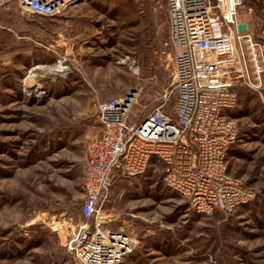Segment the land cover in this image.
<instances>
[{"label": "rangeland", "instance_id": "374dc122", "mask_svg": "<svg viewBox=\"0 0 264 264\" xmlns=\"http://www.w3.org/2000/svg\"><path fill=\"white\" fill-rule=\"evenodd\" d=\"M166 1L83 0L62 17L32 18L31 39L43 56L33 67H46L27 86L39 84L40 95L23 91L32 63L14 57L7 64L11 46L2 40L0 264H73L65 244L82 221L85 149L100 133V103L129 98L134 123L167 94L171 111ZM247 6L248 20L264 32V0H243L240 16ZM257 40L264 45V33ZM57 66L63 70L52 71ZM244 90L227 114L238 129L228 172L250 199L233 212L204 216L163 184L161 165L115 178L103 209L113 218L109 227L132 241L121 264H264V89Z\"/></svg>", "mask_w": 264, "mask_h": 264}, {"label": "built area", "instance_id": "2783aa9c", "mask_svg": "<svg viewBox=\"0 0 264 264\" xmlns=\"http://www.w3.org/2000/svg\"><path fill=\"white\" fill-rule=\"evenodd\" d=\"M81 1L0 0V8L9 11L16 4L21 16L55 18ZM242 5L243 0H167L171 111L165 110L167 94L134 123L128 121L129 98L98 105L101 131L85 149L82 221L65 244L73 264H121L131 253V239L109 227L113 218L103 209L117 177H138L161 165L163 184L204 216L233 212L250 199L228 172V150L238 129L227 114L238 105L236 90L261 95L264 89L262 50L247 29H238ZM29 74L21 80L23 91L40 95L39 84L25 83ZM31 79L39 81L38 75Z\"/></svg>", "mask_w": 264, "mask_h": 264}, {"label": "crops", "instance_id": "0c3cea01", "mask_svg": "<svg viewBox=\"0 0 264 264\" xmlns=\"http://www.w3.org/2000/svg\"><path fill=\"white\" fill-rule=\"evenodd\" d=\"M34 17H42V16H30V17L21 16L19 13L18 6L16 4H12L11 9L9 11L0 8V45L2 44V40L8 39L7 41L9 43L8 44L4 43V46H11L10 48L6 49V59H8V61L6 62L7 64L10 63V61L14 62L13 60L15 57L17 58L16 60L19 61L20 64H23V66L27 65L28 63L30 64L32 63L31 64L32 67L33 65H35L36 61L43 59V56L40 54L41 50L39 49L37 50L36 49L37 47L36 48L34 47L36 41L31 39L37 37L35 36V34L29 32L34 27L33 24L34 20L32 19ZM238 20L246 25L247 31L254 39L255 38L258 39L259 37H261V34L264 33L263 31L260 32L261 26L258 25L257 22H251L248 20V6H247V10L243 12V15L240 16V14H238ZM257 39H255L254 41L256 43L257 42L261 43ZM18 41H23V42H21L19 46H16V48H13L12 47L13 43ZM25 41H29V42L26 43ZM28 44H30L31 46L29 47ZM258 46L263 52L264 45L258 44ZM22 57H24L23 62L26 61V63L22 62ZM248 94H252L251 90L249 89H248ZM98 136L99 135L93 137L92 139H95ZM77 225L74 227V230L71 231L69 235H71L75 231Z\"/></svg>", "mask_w": 264, "mask_h": 264}, {"label": "bare ground", "instance_id": "6f19581e", "mask_svg": "<svg viewBox=\"0 0 264 264\" xmlns=\"http://www.w3.org/2000/svg\"><path fill=\"white\" fill-rule=\"evenodd\" d=\"M33 66H35V65H33ZM44 67L43 66H37V67H33V68H31V70H30V74H29V76L27 77V80L25 79V83H27L28 81H30V80H32L31 79V77H33L34 76V73L36 72L37 73V71L38 70H42Z\"/></svg>", "mask_w": 264, "mask_h": 264}, {"label": "trees", "instance_id": "16d2710c", "mask_svg": "<svg viewBox=\"0 0 264 264\" xmlns=\"http://www.w3.org/2000/svg\"><path fill=\"white\" fill-rule=\"evenodd\" d=\"M246 87H239V88H237V94H240L242 91H246V90H244ZM238 103H239V97H238ZM229 151L230 150H228V153H229ZM162 177V176H161Z\"/></svg>", "mask_w": 264, "mask_h": 264}, {"label": "water", "instance_id": "95a60500", "mask_svg": "<svg viewBox=\"0 0 264 264\" xmlns=\"http://www.w3.org/2000/svg\"><path fill=\"white\" fill-rule=\"evenodd\" d=\"M238 29L244 31V30H246V25L245 24H239Z\"/></svg>", "mask_w": 264, "mask_h": 264}]
</instances>
